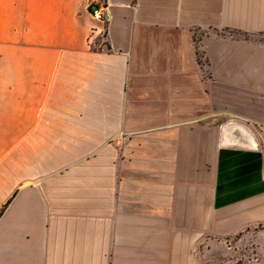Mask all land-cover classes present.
Segmentation results:
<instances>
[{
  "label": "crops",
  "instance_id": "0c3cea01",
  "mask_svg": "<svg viewBox=\"0 0 264 264\" xmlns=\"http://www.w3.org/2000/svg\"><path fill=\"white\" fill-rule=\"evenodd\" d=\"M95 1L0 0V264L264 238V0Z\"/></svg>",
  "mask_w": 264,
  "mask_h": 264
},
{
  "label": "rangeland",
  "instance_id": "374dc122",
  "mask_svg": "<svg viewBox=\"0 0 264 264\" xmlns=\"http://www.w3.org/2000/svg\"><path fill=\"white\" fill-rule=\"evenodd\" d=\"M252 238L240 243L233 240L224 253L211 250L201 258V264H264V238Z\"/></svg>",
  "mask_w": 264,
  "mask_h": 264
},
{
  "label": "built area",
  "instance_id": "2783aa9c",
  "mask_svg": "<svg viewBox=\"0 0 264 264\" xmlns=\"http://www.w3.org/2000/svg\"><path fill=\"white\" fill-rule=\"evenodd\" d=\"M90 13L95 20L104 24L107 23L108 10L103 4H101L99 0H96L94 3H92L90 6Z\"/></svg>",
  "mask_w": 264,
  "mask_h": 264
},
{
  "label": "water",
  "instance_id": "95a60500",
  "mask_svg": "<svg viewBox=\"0 0 264 264\" xmlns=\"http://www.w3.org/2000/svg\"><path fill=\"white\" fill-rule=\"evenodd\" d=\"M236 130L241 131L238 128ZM242 139H243L242 141L246 142L248 145L253 146V144H252L253 143L252 138L249 135H247L246 133H244V138H242Z\"/></svg>",
  "mask_w": 264,
  "mask_h": 264
},
{
  "label": "trees",
  "instance_id": "16d2710c",
  "mask_svg": "<svg viewBox=\"0 0 264 264\" xmlns=\"http://www.w3.org/2000/svg\"><path fill=\"white\" fill-rule=\"evenodd\" d=\"M3 210L0 211V216L2 215Z\"/></svg>",
  "mask_w": 264,
  "mask_h": 264
}]
</instances>
